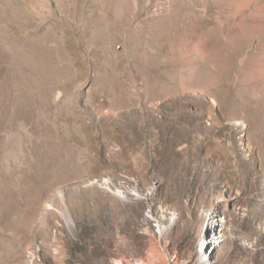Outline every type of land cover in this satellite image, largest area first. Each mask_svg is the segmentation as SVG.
<instances>
[{
    "label": "rangeland",
    "instance_id": "1",
    "mask_svg": "<svg viewBox=\"0 0 264 264\" xmlns=\"http://www.w3.org/2000/svg\"><path fill=\"white\" fill-rule=\"evenodd\" d=\"M0 264H264V0H0Z\"/></svg>",
    "mask_w": 264,
    "mask_h": 264
},
{
    "label": "bare ground",
    "instance_id": "2",
    "mask_svg": "<svg viewBox=\"0 0 264 264\" xmlns=\"http://www.w3.org/2000/svg\"><path fill=\"white\" fill-rule=\"evenodd\" d=\"M64 215L66 216L67 220L72 223V219L69 215V213L65 210Z\"/></svg>",
    "mask_w": 264,
    "mask_h": 264
}]
</instances>
